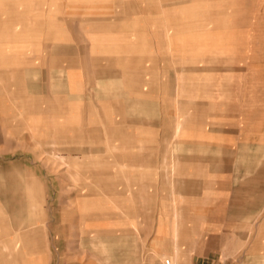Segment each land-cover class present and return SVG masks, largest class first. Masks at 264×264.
<instances>
[{
    "label": "crops",
    "instance_id": "0c3cea01",
    "mask_svg": "<svg viewBox=\"0 0 264 264\" xmlns=\"http://www.w3.org/2000/svg\"><path fill=\"white\" fill-rule=\"evenodd\" d=\"M190 1L176 5L190 16L180 20L181 32L169 38L168 18L156 21L152 0H83L91 16L80 18L78 48L72 44L71 19L61 22L41 16L33 23L35 29L43 30L47 47L41 53H28L29 58H8L3 45L34 36V31L23 30L34 26L24 25V20H32L22 14L34 8L54 10L42 9L39 4L46 1L0 0V54L6 55L0 60H59L70 62L73 68L77 65L72 62H95L88 68L90 87L84 91L110 89L116 96L105 106L113 111L112 127L108 132H92L89 139L98 144L90 148V154L127 167L122 171L134 174V183L143 181L132 188L160 190L153 206L144 212L130 211L132 219L157 221L158 239L174 238L177 263L184 259L187 236L191 238L186 245L188 264H264V6L255 8L251 22L245 21L250 22V30L245 24L241 36L228 37L216 33L214 11L206 13L200 0ZM164 2L159 12L166 14L169 5ZM64 4L72 6L71 0ZM25 5L34 8L25 10ZM60 28L65 30L63 45L54 42ZM169 51L176 60L196 62L190 69L179 70L176 92L183 90L189 79L191 98L184 101L177 97L174 106L160 97L153 99L152 62L167 60ZM223 55L240 61V67H217V61L227 59ZM65 74L72 89L81 85L82 73L71 69ZM169 109L175 111L168 115ZM68 134L65 128V147L74 139ZM73 151L83 154L86 149L70 148L69 152ZM139 174L144 175L141 178ZM97 187L104 186L97 182ZM96 217L97 247L100 243L127 246L128 263L136 264L132 257L136 235L119 233L117 225L122 220ZM59 219L55 211L54 227H49L54 235ZM62 219L67 222L61 228L66 253V239L77 221L65 211ZM73 247L71 243L69 251ZM100 255L97 248L94 264L104 261ZM150 257L151 253L147 254L146 258ZM114 258L120 260L119 255Z\"/></svg>",
    "mask_w": 264,
    "mask_h": 264
},
{
    "label": "rangeland",
    "instance_id": "374dc122",
    "mask_svg": "<svg viewBox=\"0 0 264 264\" xmlns=\"http://www.w3.org/2000/svg\"><path fill=\"white\" fill-rule=\"evenodd\" d=\"M42 1H46L39 4L43 5L42 9L54 11H35L38 8L34 7L38 5H25V10L34 8V11L22 14L24 19L32 20H24V25L34 26V29L23 30L34 31V36L12 40L3 45L2 48L7 46L8 58H29L31 55L28 53H41L47 47V37L41 34L43 30L35 29L33 23L40 20L41 16L45 19L55 17L61 22L71 19L74 26L71 30L72 44L79 47L82 32L79 27L80 18L91 16L86 5L82 4L83 0H71V7H67L64 0H40ZM167 1L169 8L165 14L159 12L160 4H165L164 0H152L155 5L153 8L156 7L157 11V14L153 13V17H157V22H164V17L168 18L167 34L170 38L181 32L180 20H186L190 16L176 5L184 6L191 1ZM200 2L201 9L205 12H215L216 33L228 34V37L241 36L245 24H249L250 30L255 8L264 6V0ZM262 11L264 15V9ZM246 20L250 22L247 23ZM226 24L229 25L223 30ZM37 31L38 36H35ZM64 31L63 28L56 29V44H64ZM170 47L171 45L169 49ZM4 56L6 55L0 54V58ZM175 57L169 51L167 60L152 62L153 99L166 100L169 106H174L177 97L178 100H190L189 79L188 83L185 82L184 89L177 90L178 92L176 83L179 70L190 69L196 63L176 60ZM224 57L227 59L216 62L217 67H240L237 59L232 61L231 57ZM94 63L76 61L72 62L77 65L73 68L70 62L59 60H0V264H94L97 248L100 249V256H104V261L100 260V264H129L127 246L120 244L113 247L106 243L102 246L100 243L97 247L96 215L110 221L122 220L117 225L119 233L136 235V249L132 252L136 264H188L190 254L186 253V245L191 241L190 237H184V259L177 263L174 238L169 237L168 241L158 239L157 221L132 219L134 215L130 211L136 208V212H144L148 206H153V201H158L157 194L160 190L132 188L131 185H139L143 181L134 183V174L132 176V173L122 171L127 167H119L112 160L90 154V148L93 149L98 144L89 139L93 138L92 132H108L112 127L113 111L105 106L116 96L110 89L101 92L84 91L90 87L88 68ZM71 69L82 73V83L75 89L71 88L65 78V73ZM174 111L175 109H169L168 115ZM65 128L69 132L68 136L74 138L68 140L66 147V141L62 139ZM74 147L85 148L86 152H69ZM69 168L71 171L67 172ZM113 168L115 172L112 171ZM99 169L106 171L96 173ZM139 175L142 178L144 174ZM153 175L158 176L156 173ZM97 182L104 186L103 189L97 187ZM55 211L61 219L57 221L54 235L49 232V227L53 226L51 224ZM64 211L77 221L72 223L66 239V253L62 248L65 238L61 229L67 224L62 219ZM71 243L74 247L69 251ZM55 244L58 247L56 246L54 253ZM114 249H118L119 253H113ZM149 253L151 257L146 258ZM114 255H119L120 260L115 259Z\"/></svg>",
    "mask_w": 264,
    "mask_h": 264
},
{
    "label": "bare ground",
    "instance_id": "6f19581e",
    "mask_svg": "<svg viewBox=\"0 0 264 264\" xmlns=\"http://www.w3.org/2000/svg\"><path fill=\"white\" fill-rule=\"evenodd\" d=\"M170 264V263H169Z\"/></svg>",
    "mask_w": 264,
    "mask_h": 264
}]
</instances>
